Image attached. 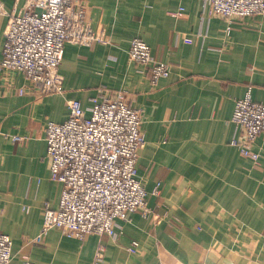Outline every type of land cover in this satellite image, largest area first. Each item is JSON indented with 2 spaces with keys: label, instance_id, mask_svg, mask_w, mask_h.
I'll use <instances>...</instances> for the list:
<instances>
[{
  "label": "crops",
  "instance_id": "0c3cea01",
  "mask_svg": "<svg viewBox=\"0 0 264 264\" xmlns=\"http://www.w3.org/2000/svg\"><path fill=\"white\" fill-rule=\"evenodd\" d=\"M84 2L92 28L111 42L66 45L63 92L46 93L0 64V231L13 240L11 264H94L100 247L105 264H264V134L252 143L255 161L234 144L245 134L232 120L249 87L264 103V15L225 17L204 0ZM22 3L0 0L8 11ZM6 26L0 13V62ZM135 37L171 65L170 76L153 84L131 60ZM117 91L141 111L148 214L119 221L116 238L79 239L54 227L37 241L63 188L51 175L48 121H65L75 99L88 108L92 97Z\"/></svg>",
  "mask_w": 264,
  "mask_h": 264
},
{
  "label": "built area",
  "instance_id": "2783aa9c",
  "mask_svg": "<svg viewBox=\"0 0 264 264\" xmlns=\"http://www.w3.org/2000/svg\"><path fill=\"white\" fill-rule=\"evenodd\" d=\"M204 2L225 17L254 16L260 22L264 15V0ZM0 13L7 16L1 66L24 73L46 93L64 91L60 66L67 44L111 42L105 32L92 28L84 0H23L12 11L0 5ZM232 30L233 26H228V33ZM129 56L149 70L153 84L171 74V65L156 60L150 45L140 37L132 39ZM91 101L88 108L77 99L71 101L65 121L50 120L46 125L51 175L63 188L59 207L45 208L37 241L54 227L79 239L88 234L116 238L123 233L119 221H129L138 210L149 212L148 193L138 170L140 150L146 144L141 111L132 107L123 91L94 96ZM232 120L245 134L244 142L234 140V144L258 161L261 155L251 146L264 134V103L253 99L251 87L237 99ZM14 139L24 137L15 135ZM138 244L134 242L130 250L136 251ZM12 258L13 240L0 231V264H11ZM94 264H105L103 247L96 253Z\"/></svg>",
  "mask_w": 264,
  "mask_h": 264
}]
</instances>
